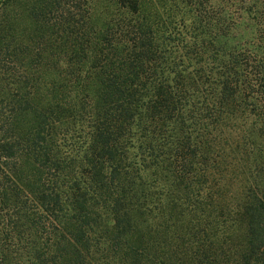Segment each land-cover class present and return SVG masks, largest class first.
<instances>
[{
    "label": "trees",
    "instance_id": "1",
    "mask_svg": "<svg viewBox=\"0 0 264 264\" xmlns=\"http://www.w3.org/2000/svg\"><path fill=\"white\" fill-rule=\"evenodd\" d=\"M0 264H264V0H0Z\"/></svg>",
    "mask_w": 264,
    "mask_h": 264
}]
</instances>
